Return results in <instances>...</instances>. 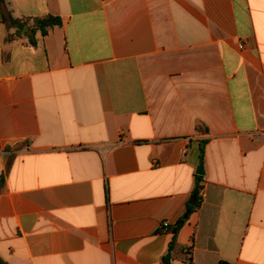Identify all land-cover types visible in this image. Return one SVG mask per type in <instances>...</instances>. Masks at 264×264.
Returning a JSON list of instances; mask_svg holds the SVG:
<instances>
[{
  "label": "crops",
  "instance_id": "obj_1",
  "mask_svg": "<svg viewBox=\"0 0 264 264\" xmlns=\"http://www.w3.org/2000/svg\"><path fill=\"white\" fill-rule=\"evenodd\" d=\"M7 3L0 257L264 264V0Z\"/></svg>",
  "mask_w": 264,
  "mask_h": 264
},
{
  "label": "trees",
  "instance_id": "obj_2",
  "mask_svg": "<svg viewBox=\"0 0 264 264\" xmlns=\"http://www.w3.org/2000/svg\"><path fill=\"white\" fill-rule=\"evenodd\" d=\"M0 15H1L2 23L7 25V27L10 29H16L18 35H22V32L26 25H31V28L34 32H41L43 36L48 35L49 31L52 28L62 25L61 18L55 17V16L38 17L34 19H16L14 18L12 11L8 7L7 0H0ZM198 178L201 179L202 177L198 176ZM199 207H200V202L197 201L196 206H191L189 208L188 217L193 211H196ZM188 217L180 220L175 226H168L166 228H162L163 229L162 231L172 234L174 239H176L178 236V233L180 232V230L183 228V226L187 222ZM176 249H177L176 245H171L169 247L167 254H165V256L162 259L163 264H173V261L175 259ZM179 252L186 254V256L188 257V262L190 264H193L192 257H191L192 248L182 247V248H179ZM0 264H8V263L0 257ZM218 264H231V263L221 261Z\"/></svg>",
  "mask_w": 264,
  "mask_h": 264
},
{
  "label": "water",
  "instance_id": "obj_3",
  "mask_svg": "<svg viewBox=\"0 0 264 264\" xmlns=\"http://www.w3.org/2000/svg\"><path fill=\"white\" fill-rule=\"evenodd\" d=\"M27 27H26V31H27ZM204 173H203V164L201 165V167H200V170H199V172H198V175H203ZM195 200H196V197L194 196L193 198H192V200H191V202H190V204L191 205H195ZM173 244H175V242L173 243Z\"/></svg>",
  "mask_w": 264,
  "mask_h": 264
},
{
  "label": "built area",
  "instance_id": "obj_4",
  "mask_svg": "<svg viewBox=\"0 0 264 264\" xmlns=\"http://www.w3.org/2000/svg\"><path fill=\"white\" fill-rule=\"evenodd\" d=\"M169 226V223H167V222H165L164 224H163V228H166V227H168Z\"/></svg>",
  "mask_w": 264,
  "mask_h": 264
}]
</instances>
